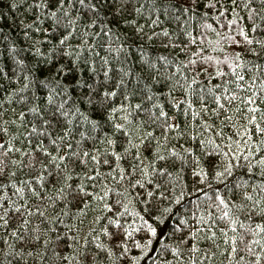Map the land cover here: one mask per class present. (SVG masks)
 Instances as JSON below:
<instances>
[{"label": "snow or ice", "instance_id": "snow-or-ice-1", "mask_svg": "<svg viewBox=\"0 0 264 264\" xmlns=\"http://www.w3.org/2000/svg\"><path fill=\"white\" fill-rule=\"evenodd\" d=\"M0 5V264H264V0Z\"/></svg>", "mask_w": 264, "mask_h": 264}, {"label": "trees", "instance_id": "trees-1", "mask_svg": "<svg viewBox=\"0 0 264 264\" xmlns=\"http://www.w3.org/2000/svg\"><path fill=\"white\" fill-rule=\"evenodd\" d=\"M3 6V5H0ZM22 11V10H21ZM13 17H17V13L15 11L10 12L8 14V21L10 22L11 19ZM18 18V17H17ZM0 24H3L2 21H0ZM9 29L6 27L5 25V31H8ZM13 31H15V29H13ZM199 193H193L192 195H189L187 192L185 193V199L184 201L181 202V205L179 206H174V213H173V220L175 219V214L178 211L180 214H184L188 211H190L193 207H194V201H195V197L198 196ZM172 221H167V223L165 225L161 226V230L163 232V235L161 236L160 241L156 244V247L159 248L161 243L164 242H169V240H167V237L170 235L169 232V228L167 226V224H170ZM145 264H148V262H145Z\"/></svg>", "mask_w": 264, "mask_h": 264}]
</instances>
